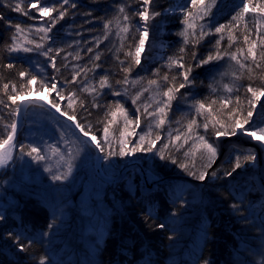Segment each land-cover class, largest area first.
<instances>
[{"label":"trees","instance_id":"1","mask_svg":"<svg viewBox=\"0 0 264 264\" xmlns=\"http://www.w3.org/2000/svg\"><path fill=\"white\" fill-rule=\"evenodd\" d=\"M70 2H75L77 7L65 5L61 10H66L67 14L49 33L51 39L40 41V36L43 34L36 33L34 29L48 26L51 17L47 16L42 20L36 9L34 11L31 9L28 16L12 10L17 3H20L27 11L28 0H0V16L4 17L0 20V101H3L0 103V143L10 132L6 125L16 123L17 120V116L13 115V109L18 108L19 100L12 103L8 96L17 92L26 94L31 91L32 94H45L48 100L55 101V93L50 96L48 91H40L41 80L51 82L53 76L60 82L59 87L65 97L75 91L80 100L84 101L83 108L80 107L79 101L73 105L76 121L90 126L91 133L95 134L102 144L104 125L101 121L104 120L105 106L120 102L124 104L130 116L139 115L135 112L136 106L131 104L129 97L148 87L149 80L158 79L161 92L170 86L159 79L165 74L170 80L175 77L177 85L182 82L183 78L180 76L182 70L177 66L169 68V58L183 55L185 66L192 67L191 78L195 80V84L176 93L177 99L172 102L171 110L167 111L166 122L161 128L155 126V117L146 119L141 116L139 134L147 132L151 125L153 138L156 133L163 137L157 142L156 149L151 152H137L126 157L119 155L109 157L107 146L105 151H102L103 164L117 163L116 170H120L127 162L143 166L160 182L150 189L146 188L141 175L136 173L134 168L127 170L119 181L112 184L104 183L95 174L93 148L84 143L64 122L47 110L36 107L44 112L47 118L65 126L70 134H74L80 149L87 152L92 162L84 166L80 149L75 148L74 145L65 148L61 162L49 158L37 140L40 137L38 134L44 136L45 132L40 133L36 128L37 123L33 122V126L29 120L30 116L27 115L26 126L17 141L13 159L0 173V211L6 216V221L0 223V264H38L40 257L44 256L47 257L48 264H146V262L197 264L198 260L200 264H203L204 260L209 264H244L253 261L255 252H262L264 256V238H262L264 203L261 201L259 187L255 183L253 188L250 183L253 181L254 172L251 165H245V169L248 170L244 173L243 169L238 170L243 174H234L235 179L223 175L230 169L235 156L247 155L250 152L239 148L230 150L228 157L213 170L217 178L210 181L212 179L210 176L206 182L189 175V171L198 174L205 170L209 172L213 168H204L207 160L203 155V149L194 156L185 155L186 149L192 143L191 139L179 151L169 146L165 150V159H161L158 152L163 145L168 144L169 133L174 136L177 129L183 133L187 123L192 119H196L198 123L204 121V116H197L195 110L190 111L191 106L197 101H203L206 106L211 104L210 119L215 118L212 123L218 120L221 123L231 124L228 115L237 107V97L240 109L244 112L248 110L247 100L253 98L251 93L247 92V87L251 85L256 89L264 88V60L261 59L264 55V46H262L264 22L249 13L242 20H232V17L240 11L234 7L230 15H221L210 20L197 19L195 31L199 33L200 25H206L205 31L211 30L212 34L206 35L197 42L192 36L193 30L189 29V42L185 45L184 37L178 35L185 28L181 23L182 11L169 14L166 10L170 9L173 0H153L152 10L160 11L163 15L149 21L150 41L156 43L159 39L162 40L161 43L166 47L164 58L152 61L149 57L146 63L134 66L129 79L140 83L135 87L131 84L123 86L128 88V94L125 96H100L98 101L101 107L95 108L92 107L93 96L83 92L82 89L90 83L95 84L102 75H108L114 88L122 90V86L115 82L124 78L125 73L121 68L131 61L130 57L125 56V52L129 50L130 44H135L133 38L138 37L136 29L142 21L135 12L142 10V0H70ZM259 2L260 0H254V3ZM45 4L59 6V0H40L41 7ZM205 4L211 5L212 0H205ZM121 6L125 7L126 14L131 17L127 22L131 25V29L127 39L124 40L123 49L115 26V18L121 15L118 11ZM192 11L197 14L199 10L192 9ZM57 14L53 12L52 16ZM33 16L37 19H32ZM110 20L113 23L110 29L106 30L104 24ZM16 24L32 30L21 34V43L26 37L43 43L45 48L64 49L56 57L58 71L51 67L48 57L40 54L43 50L30 53L8 50L9 44L13 42L11 37L15 34V28L9 25ZM220 25L226 26L225 31L215 33V27ZM161 29L166 33L159 34ZM106 31L110 33L108 39L103 40L99 47H96V42L103 39ZM245 35L249 36L247 43L243 39ZM217 41L221 52L236 53L237 58L244 62L247 68H241L228 56L223 60L198 67L197 63L201 58H206L217 51ZM253 41L257 45L254 51L257 53V63L261 65L259 68L255 67L247 51ZM24 46L34 47L30 44ZM181 48L185 49L183 53L180 52ZM89 49H93L91 54ZM241 49L243 51H239ZM193 52L196 54L195 60L192 58ZM77 53L80 55L79 60L74 59ZM97 53L101 54V59L95 61L100 65L98 69L88 72L87 79L82 74L77 78L76 83H65L72 80V74L77 69L92 68L94 63L92 57ZM65 56L68 57L67 60L64 59ZM246 56L247 60H245ZM120 61H125V64L121 65ZM226 61H232L235 69L230 72L232 79H229L232 80L229 84L233 91L228 96H223L218 90L221 88L218 85L216 88L213 74L215 68ZM9 63L14 67L8 68ZM157 69H159V77L155 75ZM21 71L29 73V76L21 77L19 75ZM31 75L37 77L36 84L26 83ZM4 84L9 85L7 92L3 87ZM13 85L15 88L12 87ZM103 91L108 93L110 90L105 88ZM155 91V86H152L149 91L143 93L141 101L149 103ZM26 96L29 95H22L21 98ZM226 100L230 102L225 104ZM60 103L62 111L67 110L71 114L72 110L65 107L67 99ZM155 106L153 104V107ZM151 110L150 108L149 111ZM262 119H264V101L259 100L256 102L249 124L244 127L252 129L253 125L263 126ZM117 120L120 130H123V118L118 116ZM31 125V129H34L33 133L27 131L28 126ZM216 127L219 128V124ZM116 128L117 125L110 127L109 140H113L112 150H118L120 147L113 139L119 135ZM193 131L205 136L209 143H215L216 136L213 134L211 123L207 132L202 127L197 129L195 126ZM126 139L131 142L130 147L138 142V136L136 139L131 136ZM173 143H183V136L181 141ZM21 146L26 152L31 147H39L45 159L37 161L26 153L21 155L19 152ZM169 155L171 159L167 158ZM172 159L177 163H172ZM69 164L72 170L65 176ZM181 164H187L188 170L182 168ZM26 169L30 174V180L28 183H21L22 174ZM102 169L104 174L110 177L103 165ZM54 175H59L62 179L54 180ZM88 181L105 187L97 196L91 195L88 200H84ZM17 184L20 187L12 189L7 187ZM245 186L248 189L245 192L246 199L237 210H233L230 205L241 199L239 192ZM149 212L152 213L151 217L148 215ZM54 216L55 226L49 229L47 226ZM160 223L165 224L164 229L157 227ZM24 229H26L25 234L29 236L39 237L44 232L48 234L41 240L33 242L27 252L21 253L6 234L19 233Z\"/></svg>","mask_w":264,"mask_h":264},{"label":"snow or ice","instance_id":"2","mask_svg":"<svg viewBox=\"0 0 264 264\" xmlns=\"http://www.w3.org/2000/svg\"><path fill=\"white\" fill-rule=\"evenodd\" d=\"M72 8H76L77 5L75 2H70V0H59V6L57 5H49L45 4L43 7L40 6V0H28V10L26 11L20 3H17L15 7L12 8L13 11L20 12L21 14L28 16L31 9H36L39 17L49 16L51 17L48 26L46 27H37L34 29V31L38 34L42 33L43 35L40 36V41H46L51 39L49 36V33L52 32V30L56 27V24L63 20L65 15L67 14L66 10H61L64 8L65 5H69ZM216 0H212L211 5H206L205 0H186V4H179L177 5L176 9H168L166 11H175L180 10L183 13V19L181 20V23L185 25L184 31L178 33V35L184 37V43L185 45L189 42V29H192V36L196 38V41L198 42L199 39L204 38L206 35L212 34L211 30L205 31L206 25H200L199 33L195 31L197 28L196 20L200 19L203 20L205 16L210 15L212 7H215ZM153 0H142V10L136 11L135 15L139 17L141 21H143V26L136 29V32L138 34V37H134L135 44H130L128 46L129 50L125 52L126 57H130L131 61L127 64V66L122 67L121 71L125 73V76L122 80H117L115 83L122 86V90H118L114 88L113 84L109 81L108 75H102L99 80L95 84H88V86L84 87L82 89L83 92H87L89 95L93 96L92 100V107L100 108L101 104L98 101V98L103 95H111V96H125L128 94V88L123 87L125 85L131 84L133 87H135L136 84L140 83V81H130L129 77L130 74L133 71L134 66H140L142 63V53L145 49V44L149 36V21L150 20H156L157 17H160L163 15L160 11H153L152 10ZM190 5V7L188 6ZM9 7H12L9 5ZM240 11L237 12L235 16L232 17V20L237 19H244L247 13H259L260 15L264 16V0H260L259 3H254V0H247V2H244V0H241L240 4ZM192 9H198L199 14H194ZM119 13L120 16H117L115 18V26L117 31V35L120 36L121 40V49L124 47V40L127 39V34L129 33L131 29V25L127 22L131 19L129 15L126 14V10L124 6L119 7ZM53 12H57L58 14L56 16H52ZM4 17L0 16V20H3ZM32 19H37V17L33 16ZM113 21H108L104 24V28L106 30L110 29ZM10 27L15 28V34L11 37L12 43L9 44L8 50L10 52H25L30 53L33 51H40L41 55H44L48 57L51 67L54 70H57L56 65V57L60 55L62 51H64L63 48L61 49H53L51 47L45 48V45L43 43L37 42L32 39H27L25 37L23 43L20 42V36L22 33L30 32L31 29H25L21 27V25H9ZM237 27L239 25H236ZM226 26L220 25L218 27H215V33H222L225 31ZM110 33L106 31L104 37L102 40H98L96 42V47H99V44L103 42V40L108 39V35ZM120 34H123L122 36ZM223 39V37H221ZM234 39V37H232ZM244 41L247 43L249 40V36L245 35L243 37ZM259 39V37H258ZM25 44L34 45V47H26ZM195 46V45H194ZM256 43L253 41L247 51L249 56L251 57L252 61L255 64V67L259 68L261 65L260 63H257V53L254 51L256 48ZM262 46H264V41H262ZM217 51L214 54L208 55L206 58H201V60L197 63L198 67H203L205 65H209L213 63L214 61L223 60L225 56H228L230 60L236 61V63L241 68H247V65L239 60L237 58L236 53H229V52H221L219 50V41H217L216 44ZM229 47H231V44H229ZM91 54L93 52V49L88 50ZM185 51L184 48L180 49V52L183 53ZM239 51H243L242 49ZM50 53H54L53 55H50ZM68 55H72V53H68ZM195 52L192 53V58L195 60ZM67 56L64 57L65 60H67ZM74 59L79 60L80 55L77 53L74 56ZM93 59V67L92 68H80L73 72L72 74V80L71 81H65V83H76L77 78L80 77L82 74L84 75V78L87 79V73L88 72H94L95 69H98L100 67L99 64H96L95 61H99L101 59V54L97 53ZM119 59V57H117ZM248 57H245V60H247ZM261 59L264 60V55L261 56ZM184 57L183 55L175 58H169L168 61V67L171 68L172 66L179 67L182 71L180 72V76H182V82L178 85L175 83V77H173L171 80L169 79V76L167 74L163 75L162 77H159V69H157L155 75L159 77V79H162L164 82L169 84L170 86L166 88V90L160 91V84L158 79H152L149 80L148 87L143 88L142 91H137L134 95L130 96L131 104L135 105V112L139 115L130 116L128 110L125 108L123 103L115 102L114 104H110L105 106L106 111L104 114V120L101 121L103 126V144L101 143V140L98 139V137L95 134L91 133V127L85 126L80 122L76 121V114L75 109L73 108V105L79 101L80 107H84V101L80 100V98L77 96V93L75 91H72L67 97L62 94L60 90V82L56 80L55 76L52 77L51 82H46L41 80L40 82V91H48L49 95L51 96L52 93H55V101L49 100L48 105L51 109H54L56 112L60 113L61 116L66 117L68 120L73 121L75 123V127L80 130V132L83 134V136L88 137L89 139L87 141H84V143H89L92 141L96 142V147L100 149L101 151H105V146L109 149L107 152V155L109 157L113 155H119V156H128L130 154H135L137 152H143V151H153L156 149L157 142L163 139V137L156 133L153 138V133L151 130V125L149 126V130L143 134H138L136 132V129L140 127L141 124V116L145 117L146 119H150L155 117V126L157 128H161L165 122L167 117V111L171 110L172 102L177 99L176 93H179L181 89H184L186 87H192L195 84V80L191 78L192 74V67L188 66L186 67L184 64ZM121 65L125 64V61H120ZM8 68L14 67L11 63L7 65ZM67 67V65H65ZM21 77L29 76V73L21 71L19 73ZM239 77H237L238 79ZM37 77L34 75H31L30 78L26 81L27 84H36ZM152 86H155L156 91L153 94V97L151 98V101L149 103H144L141 101V96H143V93L146 91H149ZM5 92H7L9 85L4 84ZM15 88V85L12 86ZM109 89L110 91L108 93H105L103 89ZM227 91L232 92V87H228ZM247 92L251 93V96L253 99H248L247 104L249 105V108L246 112L240 109L239 107V98L237 97V107L234 108L228 115L229 120L231 121V124H225L221 123L220 121H215V123H212V120L215 118L212 117L210 119L212 114V106L211 104L207 105L203 101H197L193 107L195 108V112L197 116H204V121L202 123H198L196 119L190 120L187 125L186 129L183 133L180 132L179 129H177L176 134L173 136L171 133H169L168 136V144H165L161 147V149L158 150L161 159H165V150L172 146L177 151L180 150L185 144H188L189 140L191 139L192 143L189 145V147L185 151V155H195L196 152L200 151L201 149L204 150L203 155L206 157V164L204 165L205 169L211 168L212 164L215 163V160L218 155V149L214 144L209 143L208 140L203 135H199L198 132H194L193 128L199 129L202 127L205 132L209 129L210 123L212 124L213 134L217 137L221 136H236L239 132L241 135H246L248 137H251L253 140L260 142V147L264 148V126L257 127L256 125H253L252 129H246L244 126L249 124L250 118L253 116V113L256 108V102L260 100L261 97H264V88H253L251 85L247 87ZM22 95H32L31 91H28L26 94L17 92L14 95H9L8 99L12 101V103H15L17 100H20ZM160 97V98H157ZM166 98V99H164ZM67 99V105L65 106L66 109H70L71 114L67 110L62 111V105L61 101H64ZM138 101L140 103L138 104ZM229 100L224 101L225 104L229 103ZM0 103H3V101H0ZM153 103H155V107H153ZM215 101L212 102L214 104ZM7 107V105H5ZM41 107L43 105H40ZM152 109L149 111V109ZM20 108L13 109V115L19 116L20 115ZM205 112H207V115H205ZM120 116L123 118V130H120L118 125L117 117ZM219 124V128L216 127V125ZM261 124L264 125V119H262ZM112 125H117L116 131L119 133L118 137H114L113 139L120 145L118 150H112V143L113 140H109V133H110V127ZM131 126V129H130ZM7 128L10 129V132L6 139L3 140L2 143H0V148H3L5 146H8V150L4 153H0V169L6 168L10 161L12 160V154L13 150L16 149V145L12 143L13 138L16 134L17 124L15 122H12L8 125H6ZM222 129V130H221ZM131 136L133 139H136L138 136V142L135 144V146H129L130 141L126 139V137ZM183 136V143L181 144H174V141H181ZM147 145V146H146ZM50 150L55 154H60L58 148H51ZM19 152L21 155L25 154L29 157H32V159L41 161L45 159V156L41 154L39 147H31L30 150L26 152L25 148L21 146L19 148ZM36 155H33V154ZM63 158V157H61ZM168 159H171V156L169 155L167 157ZM172 163H177L175 159H172ZM257 163V157L255 153H248L247 155H237L234 158V162L231 164V167L229 170H226L223 175L227 177H232L235 179L234 174L240 175L243 174L241 172H238V170L245 169V165H252L255 166ZM185 170H188L187 164H181L180 165ZM50 170V169H49ZM72 166L71 164L68 165V173L65 174L68 175L71 173ZM189 175L194 176L199 181H206L211 176L212 179L217 178V174L215 171H213L211 174L205 170L201 171L198 174L196 172L189 171ZM54 180H60L62 179L59 175L53 176ZM260 193L262 198H264V174L260 176ZM252 184V187L255 188V182L250 181ZM247 186H245L243 189L240 190L239 195L241 197L240 200H238L235 203H232L230 207L233 210H237L240 205L243 204L244 199H246L245 192H247ZM231 194V193H230ZM148 215L151 217L152 213L149 212ZM175 215V213H173ZM247 219V217H245ZM6 221V216L4 215L3 211H0V223H3ZM56 217L54 216L52 221L48 224V228L52 229L55 226ZM22 223V221H21ZM158 228L164 229L165 224L160 223L157 225ZM26 229L20 231L19 233H12L8 232L6 235L9 236L12 241L15 248L18 249L19 252L24 253L27 252L30 248L33 242H36L38 240H41L43 236H46L48 233L44 232L41 233L39 237L35 235H26ZM171 238V237H170ZM38 264H48V259L46 256L40 257ZM148 264V262H146ZM197 264H200V261H197ZM203 264H209L207 260L203 261Z\"/></svg>","mask_w":264,"mask_h":264},{"label":"rangeland","instance_id":"3","mask_svg":"<svg viewBox=\"0 0 264 264\" xmlns=\"http://www.w3.org/2000/svg\"><path fill=\"white\" fill-rule=\"evenodd\" d=\"M244 2H247V0H244ZM240 4H241V0H219L216 2L215 7H212L210 15H207L204 18H205V20H210V19H213L216 17H220L221 15H224V16L230 15L232 13L231 11L233 9H235L234 7H237L238 9H240V7H239ZM32 11H34V9H32ZM199 11L197 12V15L199 14ZM249 14L256 15V18L258 20H261L262 22H264V16L260 15L259 13L249 12ZM180 15H183V14H180ZM40 18L42 20H45L47 18V16L40 17ZM143 23L144 22L142 21V23H141V25H139V27H142ZM180 31H182V29ZM165 33L166 32L164 29H161L159 32V34H165ZM161 41L162 40L159 39L158 42L152 43L150 41V34H149L148 39H147L146 44H145V49L142 53V63L141 64L146 63V59L149 57L151 58L152 61H158V60L164 58L166 47L163 46ZM234 69H235V64L232 61L223 62L215 68V72L213 74V78L215 80L214 82L216 84V88H217V85L221 88L218 90L221 91L223 96H228L230 93L229 91H227V88L231 87L229 84L230 82H232V80H229V79H232L230 72ZM38 95L42 96L46 101H49L47 98V95H45V94H32L29 96H38ZM260 100L264 101L263 98H261ZM153 104H155V103H153ZM29 109H30L29 114H28L30 116L29 120L31 121V123H33V122L37 123L36 128L40 131V133L45 132L44 136H47V138H45L43 135L38 134L40 137H38L37 140L40 142L39 146L43 149V151L48 155L49 158L55 159V160L61 162L62 161L61 157L63 156V151L65 150V148L67 146L74 145L75 148L80 149V144L74 138V134L73 135L70 134V132H68V130L65 126H61L60 124H58L53 119L47 118L45 116V113L36 107H30ZM194 110H195V108L193 106H191L190 111H194ZM33 126H34V123H33ZM31 127H32V125L28 126L27 131H29V132L32 131V133H33L34 129H31ZM140 129H141V126L138 129H136V132L138 134L140 133L139 132ZM246 129H249V128L247 127ZM30 138H32V136ZM214 146H216L218 149L217 158L215 160V163L212 164V167L214 168V170L216 168H218L219 164L225 158L228 157L230 150L232 151L233 148H239V149H242L244 151L255 153L256 157L258 156V154L256 152L257 147H256L255 143L253 141L247 140L244 136L242 137L241 134H239V132L236 135V137L235 136H221V137L216 136ZM50 147L51 148H58L60 154L53 153L50 150ZM80 153L83 157L82 158L83 159L82 160L83 165L88 166L92 161L89 160V156H88L87 152L84 149H80ZM101 154H102V165L104 166V170L110 174L109 178H113V179L120 178V175L123 176L127 170L129 171L133 168L135 169L136 173L140 174L139 173L140 168H144L140 164L127 162V163H125V165L120 170H116L117 163H115L114 165H112L111 163H107V162L105 164H103V153H102V151H101ZM95 157H96V153H95L94 159H95ZM126 165L128 167H127V169L124 170V167ZM4 169L5 168L1 169L0 173ZM251 169L254 171L253 172V181L256 183V185L260 189L261 181H260V176L258 175L257 166L251 165ZM247 170L248 169H243V173L246 172ZM149 175L151 177H153L151 175V173H149ZM29 176H30V174L28 173V170L27 169L24 170L22 177H21V183H28L30 180ZM213 180L214 179H211L210 181H213ZM7 187L12 189L15 187L18 188V187H20V185H18V184L17 185H7ZM104 187H105V185L97 184L95 182L88 181L86 183V186H85V191H84V197L85 198H84V200H88L91 195L97 196L99 193H101L104 190ZM261 201L264 203V198H262V196H261ZM262 208H264V207L262 206ZM262 234H263L262 238H264V233H262ZM257 243H259V242H257ZM240 249L242 250V248H240ZM252 250L255 251L254 249H252ZM253 256H254V258H253V261L251 263L245 262L244 264H264V256H263L262 252H255L253 254Z\"/></svg>","mask_w":264,"mask_h":264},{"label":"water","instance_id":"4","mask_svg":"<svg viewBox=\"0 0 264 264\" xmlns=\"http://www.w3.org/2000/svg\"><path fill=\"white\" fill-rule=\"evenodd\" d=\"M40 105H43V106L41 107ZM30 107H39V108H43V109L47 110L52 115L57 117L59 120L64 122L69 128L74 130L83 141H87L89 139L88 137L83 136V134L80 132V130L75 127V123L73 121L68 120L66 117L61 116L60 113L56 112L54 109H51L48 105V101H46L42 96L38 95V96H26V97H23L19 100L18 108H20L21 111H20V115L17 117V120H16L17 129H16V134H15L13 141H12L13 144H15V145L17 144V141H18L21 133L25 129L28 110ZM87 144L90 147H92L96 153V157H95V161H94L95 174L104 183H107V184H112V183L119 181V179L122 177V175H120V178L113 179V178L107 177L104 174V171L102 169V154H101V150L96 147V142L92 141V142H89ZM7 150H8V146L0 148V153H4ZM14 150H13V152H14ZM127 167L128 166L126 165L124 167V170L127 169ZM213 170H214L213 168L210 169L209 173H211ZM139 173L142 176V179H143V182L145 183L146 188L150 189L154 186L159 185L160 182L157 179L151 177L146 169L140 168ZM258 175H259V171H258Z\"/></svg>","mask_w":264,"mask_h":264},{"label":"bare ground","instance_id":"5","mask_svg":"<svg viewBox=\"0 0 264 264\" xmlns=\"http://www.w3.org/2000/svg\"><path fill=\"white\" fill-rule=\"evenodd\" d=\"M241 136L242 137L244 136L247 140L253 141L255 143L257 147L256 152L258 154L256 166H257V170L259 171V175L261 176L262 174H264V148L260 147L259 141L253 140L251 137H248L246 135H241Z\"/></svg>","mask_w":264,"mask_h":264},{"label":"built area","instance_id":"6","mask_svg":"<svg viewBox=\"0 0 264 264\" xmlns=\"http://www.w3.org/2000/svg\"><path fill=\"white\" fill-rule=\"evenodd\" d=\"M186 0H173L172 2V6L170 7V9H176L177 5L179 4H184ZM180 10H175V11H169V14H173L175 12H178Z\"/></svg>","mask_w":264,"mask_h":264}]
</instances>
